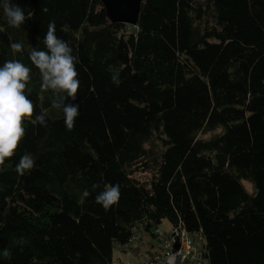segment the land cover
<instances>
[{"label": "trees", "instance_id": "1", "mask_svg": "<svg viewBox=\"0 0 264 264\" xmlns=\"http://www.w3.org/2000/svg\"><path fill=\"white\" fill-rule=\"evenodd\" d=\"M12 2L28 19L11 27L0 8V66L31 69L46 125L26 120L0 166V264H113L135 227L156 236L165 218L205 264H264V0H144L136 25L103 0ZM52 21L77 57L71 131L29 59ZM25 153L35 167L20 176ZM116 184L106 211L95 197Z\"/></svg>", "mask_w": 264, "mask_h": 264}, {"label": "clouds", "instance_id": "2", "mask_svg": "<svg viewBox=\"0 0 264 264\" xmlns=\"http://www.w3.org/2000/svg\"><path fill=\"white\" fill-rule=\"evenodd\" d=\"M0 8L11 27L20 28L28 19L24 9L12 0H0ZM56 26L52 21L44 39L46 50L33 47L29 50V59L40 73L41 89L51 91V108L61 110L66 128L71 131L75 120L79 116V105L66 103L69 98H77L80 81L76 69L77 57L72 54L68 43L57 37ZM13 54L24 51L21 43H11ZM119 71H113L112 80L118 81ZM31 80V69L20 60H7L0 66V166L5 165L17 152L19 145L26 134L25 121L35 117L41 125H46V114L35 115L36 106L26 94V89ZM35 167V160L31 154L25 153L16 165V172L23 176ZM98 185H93V188ZM90 193L85 190L82 199ZM120 186L106 185L104 190L95 197L96 203L107 211L118 204L120 200ZM20 243H23L21 240ZM4 255L10 256L9 250H4ZM176 254L169 252L166 264H176Z\"/></svg>", "mask_w": 264, "mask_h": 264}, {"label": "built area", "instance_id": "3", "mask_svg": "<svg viewBox=\"0 0 264 264\" xmlns=\"http://www.w3.org/2000/svg\"><path fill=\"white\" fill-rule=\"evenodd\" d=\"M155 233L159 239V245L156 246L153 242L151 252L146 255L144 261L116 257L113 264H166V257L169 252L176 254V264L181 262L187 264H205L202 251L195 248L186 227L182 225L174 226L171 232L157 227ZM145 241L144 232L135 227L130 240L120 245V247L122 250L133 251L141 249ZM178 243L180 244L179 247L177 246Z\"/></svg>", "mask_w": 264, "mask_h": 264}, {"label": "water", "instance_id": "4", "mask_svg": "<svg viewBox=\"0 0 264 264\" xmlns=\"http://www.w3.org/2000/svg\"><path fill=\"white\" fill-rule=\"evenodd\" d=\"M144 0H103L110 19L114 23L138 24ZM179 247L180 244L178 243Z\"/></svg>", "mask_w": 264, "mask_h": 264}, {"label": "rangeland", "instance_id": "5", "mask_svg": "<svg viewBox=\"0 0 264 264\" xmlns=\"http://www.w3.org/2000/svg\"><path fill=\"white\" fill-rule=\"evenodd\" d=\"M123 24H124V23H122V25H123ZM250 184H251V183H250ZM173 226H174L173 223H172L169 219H167V218H165V219L160 223V225H159V227H160L161 229H163V230H167V231H169V232L172 231V227H173ZM145 238H146V241H145V243H144L143 249H146L147 246L151 248V244L148 243V239H149L150 241H153V242L156 244V246L159 245V239H158L156 236H153L152 233H148L147 235H145ZM143 249H141L142 252H141L140 255H137L134 251H124V250H122V249L119 248V247H116V251H115V252H116V256H120V257L123 258V259H129V258H132L134 261H139V260H141V258H143L144 255H145ZM179 264H187V263H185V262H184V263L181 262V263H179Z\"/></svg>", "mask_w": 264, "mask_h": 264}]
</instances>
